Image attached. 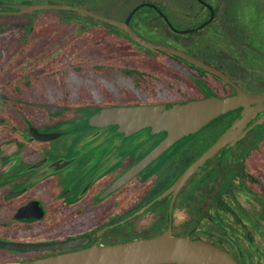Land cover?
I'll use <instances>...</instances> for the list:
<instances>
[{
    "label": "rangeland",
    "instance_id": "obj_1",
    "mask_svg": "<svg viewBox=\"0 0 264 264\" xmlns=\"http://www.w3.org/2000/svg\"><path fill=\"white\" fill-rule=\"evenodd\" d=\"M0 1L24 4L27 0ZM144 1L160 6L178 31L195 30L208 16L209 9L195 0H133L130 7ZM204 1L213 8L214 18L195 33L174 32L149 9L137 13L133 27L153 42L177 46L196 58L221 68L243 89L264 93V0ZM44 3L64 4L57 0L37 2ZM23 31L26 32L21 41ZM3 32L4 36L0 41V93L6 96V100L0 102V130L6 133L12 128L18 131L20 125L25 126L24 117L28 116L29 111L32 112L30 121L35 125L41 123L43 111L31 106L29 108L30 102L26 99L35 96L44 99L43 83L53 84L58 88L62 86L61 91L67 92L68 89L72 94L71 101L76 97L81 98L79 94L74 96L70 84H76L75 90L82 84L94 89L100 88L99 93L95 92L99 103L97 100L89 102L88 99L82 102L83 97L80 102L76 98L81 108L86 107L88 102L89 105L96 106L105 103L103 100L107 99L108 94L104 91V84L113 90L109 99H114L112 96H115V103H126L128 92L124 83L128 86L127 82L133 83L134 78L140 84L134 99L138 104L185 102L208 97L206 94L210 91L215 94L211 96L225 97L231 92L225 84L211 75L201 74L185 62L165 53L140 48L124 38L118 30L88 21L75 12L51 10L25 15L0 14V33ZM29 52L33 53L30 59L27 58ZM33 60L37 63L27 64ZM105 68L132 70L139 75L132 76L131 81H123L118 77L126 75L114 70L104 71ZM31 71L35 73H29ZM90 71L95 75L89 74ZM28 79L37 84L34 86L36 91L28 92L24 85L18 86ZM12 84L18 88L14 89ZM61 91H58L60 98L64 96ZM48 93L52 96L51 99L58 96L57 91L51 90ZM96 114L91 120H94ZM213 124L212 121L208 123L197 134L194 133L192 139L206 137ZM263 129L264 127L255 130L241 143L231 146L230 151L220 152L217 157L223 156L229 162H234L242 151L252 146ZM239 130L237 126L232 129L233 133ZM7 141V138H0V146ZM208 145L209 139L206 137L205 147ZM7 151V148L3 150L4 153ZM235 151H239L237 156H233ZM228 161L222 164L226 171L222 179L226 182L235 173L227 168ZM223 201L229 209L217 210L216 216L211 213L194 229L192 236L228 251L241 264H264V136L238 164V177L225 192ZM237 204L246 215L239 211ZM184 221L185 216L178 212L174 220V233L178 236L186 234L180 232L184 230L181 226ZM15 259L16 256L0 252V260Z\"/></svg>",
    "mask_w": 264,
    "mask_h": 264
},
{
    "label": "flooded vegetation",
    "instance_id": "obj_2",
    "mask_svg": "<svg viewBox=\"0 0 264 264\" xmlns=\"http://www.w3.org/2000/svg\"><path fill=\"white\" fill-rule=\"evenodd\" d=\"M36 63L33 60L27 64ZM113 70L126 75H119L123 81H131L132 76L139 75L132 70L104 69ZM89 74L94 73L90 71ZM132 80L131 84L127 82L128 86L124 83L128 92L126 103H115V96L109 99L113 90L104 84L108 95L107 99H102L106 104L100 106L89 105L90 101L97 100L95 92L100 88L82 84L75 90L76 84H70L74 96L80 95L81 99L76 97L80 102L82 97V102L89 100L82 108L76 98L71 101L72 94L68 89L61 91L62 86L43 83L44 99L41 96L26 99L30 102L29 108L43 111L41 123L35 125L30 121L32 112L29 111L28 116H23L25 126L20 125L18 131L13 128L8 133L0 130V138L9 140L0 146V243L52 245L75 242L66 249L51 251H20L0 246L1 253L16 256L13 261L0 260V264L150 238L164 233L170 226L172 233L177 235L174 220L178 212L185 216L181 224L184 230L180 232H185L186 236L193 234L211 213L216 216V211L223 209L220 204L238 177V167L228 189L221 195L220 181L215 179L220 176L223 159V156L217 157L220 152L198 167L176 192L171 189L185 169L235 120L215 122L206 136L209 139L207 147L206 137L192 139L197 133L190 134L124 179L167 136V133H153L150 127L127 134L120 131L118 125L91 123L94 114L104 108L138 105L134 99L140 84L135 78ZM30 81L18 86L24 85L28 92L36 91L34 86L37 84ZM12 85L14 89L18 88ZM51 90L57 91V95L61 91L64 96L51 99L48 93ZM5 100L6 96L0 93V102ZM32 131L55 138L41 141ZM240 134L236 135L237 139ZM244 138L238 140L237 145ZM5 148L6 153L3 152ZM212 177L213 182L207 186L206 181H211ZM237 207L243 215L247 214L238 204Z\"/></svg>",
    "mask_w": 264,
    "mask_h": 264
},
{
    "label": "water",
    "instance_id": "obj_3",
    "mask_svg": "<svg viewBox=\"0 0 264 264\" xmlns=\"http://www.w3.org/2000/svg\"><path fill=\"white\" fill-rule=\"evenodd\" d=\"M207 7L211 12V16L204 26L209 24L214 18L213 8L210 5H207ZM2 8L12 9L11 11L0 10V14L4 15H25L33 12L53 10L71 11L91 17L125 32L139 46L178 57L233 88L235 92L225 97L209 96L170 104L113 106L100 110L95 115L94 120H91L93 125H118L120 131L129 134L146 127H150L153 133H167V136L151 154L143 159L136 167V170L131 171L124 179L143 168L179 139L200 131L208 123L228 112L242 109L240 117L233 122L226 132L185 169L171 189L176 192L198 167L202 166L207 160L215 156L223 148L233 146L255 126L264 124V93H253L243 89L220 68L196 58L181 48L153 42L143 37L130 24L135 10L129 13L125 20L121 21L95 13L85 7L68 4L44 3L7 6L0 1V9ZM162 17L167 19L165 15ZM187 32L192 31H182L180 33ZM44 107L52 109L51 106L45 105ZM259 112L263 113L256 118ZM252 119L255 120L250 123ZM248 123L250 124L248 125ZM235 126L240 130L233 133L232 129ZM32 133L41 141H50L55 138V136L49 134H38L35 131H32ZM239 133H241L239 138H235V135ZM74 243H54L52 245H7L0 243V246L20 251H51L66 249ZM13 264H240V262L231 253L215 244L198 238L194 239L189 235H172L170 226L164 233L150 238L107 246H92L82 250Z\"/></svg>",
    "mask_w": 264,
    "mask_h": 264
},
{
    "label": "trees",
    "instance_id": "obj_4",
    "mask_svg": "<svg viewBox=\"0 0 264 264\" xmlns=\"http://www.w3.org/2000/svg\"><path fill=\"white\" fill-rule=\"evenodd\" d=\"M44 1L45 0H27V1H25L24 4H37V2H42L43 3ZM48 1L53 2L54 0H48ZM57 1L62 2L64 4H70V5H76V6L85 7V8H87V9H89V10L95 12V13H98V14H101V15H104V16H107V17H110V18H114L116 20H121V21L125 20V18L128 16V14L131 13L133 10H135V12L133 14V17L131 19V23H130L132 27H133V22L136 19L137 13H139L143 9H149L152 12H154L158 17H160L161 19H163L164 22L166 23V25L168 26V28L172 29L174 32H178V33L182 32V31H178L177 29H175V26L170 22V20L168 19V17H167V19H164L162 17L163 15H165V13L163 12V10H162V8L160 6H158L156 4L149 3V2H145V1L139 3V4L135 5V6L132 5L133 7H130V5H131L130 2L133 1V0H57ZM195 1L198 4L205 5V7H207V5H209L204 0H195ZM201 1H203L205 3H202ZM5 4L7 6H10V5H18V4H8V3H5ZM41 12H43V11H41ZM65 12H71V11H65ZM207 12H208V16L202 22L199 23V25L196 27L195 30H192V33H195V32L199 31L200 29H202L204 27V24L209 20V18L211 16V15H209V11L208 10H207ZM76 15H80V16L84 17L88 21L97 22V23H100V24L107 25V24H105L103 22H100V21L95 20V19H93L91 17H88V16H84V15H81V14H78V13H76ZM108 26L111 27V28H113V29H115V30H118L120 32V34L124 38L128 39L129 41L133 42L135 45L139 46L132 39H130V37L125 32H123V31H121V30H119V29H117V28H115V27H113L111 25H108ZM147 39H149V38H147ZM139 47L140 48H143L141 46H139ZM171 57H173V58H175L177 60H180V61L185 62L184 60H182V59H180L178 57H175V56H171ZM185 63L187 64V66L195 69L199 73H201V74H207L203 70L198 69V68H195L194 65H192L190 63H187V62H185ZM215 79H217V78H215ZM218 81H220V80H218ZM225 85L231 90V92H230L229 95H231V94H233L235 92L232 87H230L227 84H225ZM211 95H215V94L212 93V91H210L209 94H206V96H208V97L211 96ZM241 111H242V109H238V110H234V111L228 112L227 114L222 115V116L216 118L214 121H212V123H215V122H218V121H222V120H225V119H228V120H236V119H238L240 117ZM258 115L256 116V118L259 117ZM255 119H252L250 123H252ZM229 127H227L226 130ZM261 127H264V124L263 125H257V126H255L252 130H250L246 134V137L249 134H251L252 132H254L255 130L261 129ZM226 130L224 131V133L226 132ZM263 136H264V129H263V131L260 134H258V136H256L255 141L252 144V146L255 145L256 143H258L262 139ZM246 137L245 138L243 137L244 140L246 139ZM252 146H250L244 152L242 151V153L239 155V157H237L236 160L235 159L233 160L234 162H231V161L229 162L228 161V158H223L222 159L221 168L219 170L220 176L217 175L216 178H215L216 181H218V180L220 181V194L221 195H223V193L228 189V186L230 185V183L234 179V176H235V173H236L238 164H240V162H242L247 157V154L249 153V151H250V149H251ZM229 148H225V149H223V150H221L219 152H225V151L227 152V151H230ZM238 153H239V151H235L234 154H233V156H237ZM224 161H228V163H229L228 164V167H227L228 169H231V170H234L235 171L233 177L231 179H229L228 182H226V180L222 179L225 176V172H226L225 171V168L222 167V164H223ZM213 180H214V177H212L211 181L207 180L206 181V185L208 186L210 182H213ZM220 206L223 209H228L227 205L223 201L221 202ZM189 236H191L194 239H197L196 237H193L192 234H189ZM249 239L251 240V238H249Z\"/></svg>",
    "mask_w": 264,
    "mask_h": 264
},
{
    "label": "crops",
    "instance_id": "obj_5",
    "mask_svg": "<svg viewBox=\"0 0 264 264\" xmlns=\"http://www.w3.org/2000/svg\"><path fill=\"white\" fill-rule=\"evenodd\" d=\"M5 32H6V31H5ZM25 32H26V31H23V33L21 34V41H23V39H24V37H25ZM3 34H4V32H3V33H0V41H1V38L4 36ZM5 36H6V35H5ZM29 37H30V35H29ZM30 40H31V37L29 38V41H30ZM5 41H7V40H5ZM9 51H10V50H9ZM30 54H31V55H30ZM8 55H9V52H8ZM32 55H33V53H32V52H29L28 55H27V56H28L27 58H28V59L32 58Z\"/></svg>",
    "mask_w": 264,
    "mask_h": 264
}]
</instances>
